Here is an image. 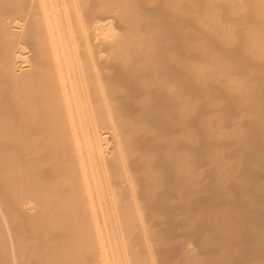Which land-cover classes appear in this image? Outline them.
I'll return each instance as SVG.
<instances>
[{"label": "bare ground", "instance_id": "bare-ground-1", "mask_svg": "<svg viewBox=\"0 0 264 264\" xmlns=\"http://www.w3.org/2000/svg\"><path fill=\"white\" fill-rule=\"evenodd\" d=\"M0 264H264V0H0Z\"/></svg>", "mask_w": 264, "mask_h": 264}]
</instances>
